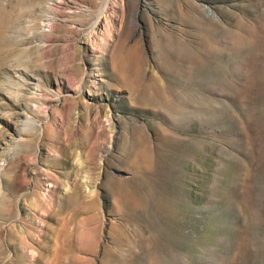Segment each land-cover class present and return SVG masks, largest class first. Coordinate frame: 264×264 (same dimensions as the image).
I'll use <instances>...</instances> for the list:
<instances>
[{
  "label": "rangeland",
  "instance_id": "1",
  "mask_svg": "<svg viewBox=\"0 0 264 264\" xmlns=\"http://www.w3.org/2000/svg\"><path fill=\"white\" fill-rule=\"evenodd\" d=\"M0 264H264V0H0Z\"/></svg>",
  "mask_w": 264,
  "mask_h": 264
}]
</instances>
